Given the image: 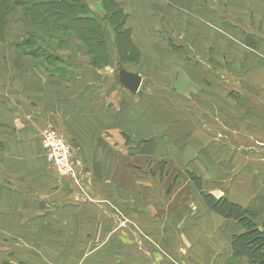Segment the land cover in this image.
<instances>
[{
	"label": "crops",
	"instance_id": "crops-1",
	"mask_svg": "<svg viewBox=\"0 0 264 264\" xmlns=\"http://www.w3.org/2000/svg\"><path fill=\"white\" fill-rule=\"evenodd\" d=\"M111 1L140 53L137 93L84 50L51 77L19 40L0 43V264H226L243 228L192 181L199 197L179 207L138 176L195 174L264 227V0ZM47 126L79 182L46 160Z\"/></svg>",
	"mask_w": 264,
	"mask_h": 264
},
{
	"label": "trees",
	"instance_id": "trees-1",
	"mask_svg": "<svg viewBox=\"0 0 264 264\" xmlns=\"http://www.w3.org/2000/svg\"><path fill=\"white\" fill-rule=\"evenodd\" d=\"M99 4L100 12L93 10L90 0H0V40H6L10 15L20 9L24 21L32 26L33 31L21 35L18 48L30 47L27 55L49 65L50 68L45 64L43 67L49 76L69 74L72 64L67 61L72 58L63 59L60 51L75 54L84 50L94 68L108 66L136 71L126 66V63L139 65L140 62V53L132 43L130 30L126 28L127 15L120 5L111 0H99ZM109 30L116 37L113 41ZM70 32L77 37L79 35L82 46L76 44V49H71V42L65 39ZM54 42L56 46L53 47ZM187 174L211 211L243 228L242 233L232 237V261L264 264V227L256 222L255 215L226 198L217 199L204 192L201 178L189 172Z\"/></svg>",
	"mask_w": 264,
	"mask_h": 264
},
{
	"label": "rangeland",
	"instance_id": "rangeland-1",
	"mask_svg": "<svg viewBox=\"0 0 264 264\" xmlns=\"http://www.w3.org/2000/svg\"><path fill=\"white\" fill-rule=\"evenodd\" d=\"M93 2L96 7L95 10H98L100 12L101 11L100 4H98L97 0L96 1L94 0ZM23 18H24L23 12L20 9H17L13 15H10L9 17L10 22L6 33V40L5 41L0 40L1 44L4 45L6 41L8 40L11 41L12 39L19 40L21 35L22 36L23 34L27 35L33 31L32 26H29L28 23L25 22ZM109 31H110L109 33H112L111 41L115 40L116 37L114 36L113 32H111L112 30ZM65 39L71 42V46H72L71 49H76V44L82 46L80 42L81 40L79 39V35L77 37V35L74 34L73 32L67 33ZM53 44H54L53 47L56 46L55 42ZM20 49L18 50L24 55L27 54L29 55V51L31 50L30 47L28 46H26L23 50ZM67 55H70V57L73 58L72 53H67ZM32 60L36 64H41L44 67L45 63L43 60L41 59L34 60L33 58ZM67 62L68 64H72L73 60L69 59ZM126 66L131 67V69L138 71L140 65L137 64L134 65V63L130 62L129 64L126 63ZM45 67L50 68L49 65L46 64ZM112 68L114 69V72L117 76L118 74L117 68L116 67H112ZM69 72H71V70H69ZM138 165L140 166V164ZM157 172L158 174L156 175V173L150 168L149 165L144 164L143 172L140 173L141 176H138V179H140L144 183L152 182L153 185L156 186V188H159V192L161 193L162 197L167 199L170 198L177 199L179 207L185 206L188 200H192L194 198L199 197L198 194L192 192L190 188V183H191L190 176L186 172L175 171L174 169L164 164H161L157 167ZM80 176L81 175L79 174L76 176V178H70V179L74 183H76L79 182V179L81 178ZM226 264H248V263L244 260L240 262H235L228 259V261H226Z\"/></svg>",
	"mask_w": 264,
	"mask_h": 264
},
{
	"label": "built area",
	"instance_id": "built-area-1",
	"mask_svg": "<svg viewBox=\"0 0 264 264\" xmlns=\"http://www.w3.org/2000/svg\"><path fill=\"white\" fill-rule=\"evenodd\" d=\"M45 158L59 176L76 178L79 175V162L75 159L70 143L53 126L42 132Z\"/></svg>",
	"mask_w": 264,
	"mask_h": 264
},
{
	"label": "water",
	"instance_id": "water-1",
	"mask_svg": "<svg viewBox=\"0 0 264 264\" xmlns=\"http://www.w3.org/2000/svg\"><path fill=\"white\" fill-rule=\"evenodd\" d=\"M120 73V83L128 88L131 92L137 93L141 83L142 78L137 73H131L127 70H119Z\"/></svg>",
	"mask_w": 264,
	"mask_h": 264
}]
</instances>
